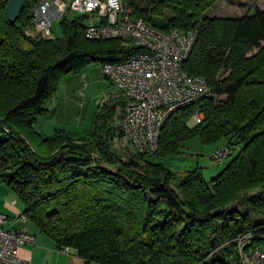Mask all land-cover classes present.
I'll return each mask as SVG.
<instances>
[{"label":"trees","instance_id":"trees-1","mask_svg":"<svg viewBox=\"0 0 264 264\" xmlns=\"http://www.w3.org/2000/svg\"><path fill=\"white\" fill-rule=\"evenodd\" d=\"M125 1L160 30L196 31L183 68L203 75L213 94L172 113L152 153L115 145L119 96L97 106L84 134L55 128L42 137L34 122L48 113L60 76L136 50L87 38L82 14L60 18L61 41L27 35L37 0H23L15 22L0 0V182L28 221L86 262L240 264L241 236L264 248V8L223 17L206 14L217 0ZM197 108L203 120L189 127ZM194 135L226 140V155L212 158L228 159L209 182L198 167L177 172L162 162Z\"/></svg>","mask_w":264,"mask_h":264},{"label":"built area","instance_id":"built-area-1","mask_svg":"<svg viewBox=\"0 0 264 264\" xmlns=\"http://www.w3.org/2000/svg\"><path fill=\"white\" fill-rule=\"evenodd\" d=\"M67 11L87 16V38H117L125 49L136 50L122 60L101 63L105 79L117 90L115 96L125 101L121 137L136 151H155L160 129L172 113L213 94L203 75L189 74L183 68L196 31L160 30L142 18H134L125 0H37L32 8L33 28H25V34L49 39L53 23ZM189 120L201 123L203 113L197 108ZM227 152L218 151L216 156L223 158ZM17 217L27 221L22 213ZM7 218L0 212V264H28L19 249L33 243L34 235L7 228ZM238 250L240 264H264V248L250 246L247 235L239 238Z\"/></svg>","mask_w":264,"mask_h":264},{"label":"crops","instance_id":"crops-1","mask_svg":"<svg viewBox=\"0 0 264 264\" xmlns=\"http://www.w3.org/2000/svg\"><path fill=\"white\" fill-rule=\"evenodd\" d=\"M66 77L65 85L61 93L55 95V99L47 103L49 109L47 114L57 117L56 123L58 124L54 126L55 128H63L68 131L84 134L77 130L73 123L83 127L85 123L91 121L97 106L103 100L115 96L117 90L105 79L100 62L90 63L83 67L79 73L73 75L69 74ZM35 130L42 137L50 135H42L40 131L37 129ZM4 186V183L0 182L1 193H6V197L9 198L12 196V193L10 190L4 189L8 188ZM8 198L0 202V210L18 212L16 200L11 197L12 199L9 201L7 200ZM21 210H23V208ZM21 213L22 211L18 213L17 216ZM7 217V222L5 224L7 228L20 229L34 235L33 243L26 244L19 249L20 256L24 258L28 264H96L81 259L74 248L66 247V249H63L57 247L55 243L40 232L34 224L28 226L26 222H21L16 216L8 215ZM11 217L15 219L9 221L8 219Z\"/></svg>","mask_w":264,"mask_h":264},{"label":"rangeland","instance_id":"rangeland-1","mask_svg":"<svg viewBox=\"0 0 264 264\" xmlns=\"http://www.w3.org/2000/svg\"><path fill=\"white\" fill-rule=\"evenodd\" d=\"M217 0L211 8H209L206 12L207 15H216V16H223V17H234V16H239L242 14H245L247 12L251 13L255 7L259 8H264V0ZM65 14L68 15L69 18H76L80 17V14L74 11H67ZM87 18L84 19V24H86ZM50 40L52 41H61L64 39L62 29H61V24L59 20H56L53 23L52 26V33L49 37ZM264 43V40L261 42V44ZM256 49L253 51L255 52ZM95 63V62H94ZM79 73V72H77ZM77 73H68L65 75L60 76L56 81H55V90L54 93L51 97L52 99H55V95L58 93H61L62 88L64 87V83L66 81V76L77 74ZM89 100V99H88ZM49 103V102H48ZM120 114V108L117 107L115 114H114V119L115 122L119 121V115ZM56 119L57 117L54 115H40L34 122L35 129L40 131L42 135L44 134H51L53 129L56 126ZM77 130H79L82 133H85L86 130H88L90 126V121L88 123H85L84 126H78L76 123H73ZM189 127H193L196 124H193L192 121L188 120L187 122ZM49 136V135H48ZM115 145L121 148H132L129 146L128 141L124 137H120V139L115 140ZM226 147V140L225 139H220L216 142L213 143H203L201 139L194 135L186 139L180 148V151L177 153H172L169 155H166L163 159L162 162L164 163L165 166L169 167L173 171L177 172H184L186 170L193 169L195 167L200 168L202 175L204 179L209 182L211 178L215 177L220 170L222 169V166L224 163L227 161V157L222 159L220 163L215 162V160L212 158L215 153L218 151L224 150ZM4 187H8L6 184H4ZM11 191L12 196L9 198L6 197V193L2 194L0 190V202L4 201L6 198L7 200L11 201V197H13L16 200V208H18V212H8L5 210H0L1 213L7 214V216H16L17 214L20 213L23 205L20 201V199L12 192V190L8 188ZM232 205H238L237 202L233 203ZM18 218V217H17ZM16 218V219H17ZM15 219L14 217L9 218L8 220ZM19 219V218H18ZM17 219V220H18ZM260 217L257 214H253L251 217V220L254 222L256 220H259ZM20 220V219H19ZM28 226H32L33 223L30 221H26Z\"/></svg>","mask_w":264,"mask_h":264},{"label":"water","instance_id":"water-1","mask_svg":"<svg viewBox=\"0 0 264 264\" xmlns=\"http://www.w3.org/2000/svg\"><path fill=\"white\" fill-rule=\"evenodd\" d=\"M23 8V0H8L6 4L7 18L10 22H15L20 16Z\"/></svg>","mask_w":264,"mask_h":264}]
</instances>
